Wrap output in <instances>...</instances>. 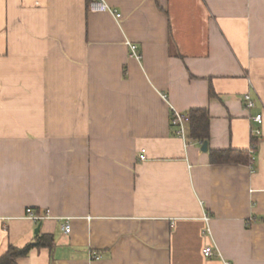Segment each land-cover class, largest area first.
I'll return each mask as SVG.
<instances>
[{"label":"crops","instance_id":"0c3cea01","mask_svg":"<svg viewBox=\"0 0 264 264\" xmlns=\"http://www.w3.org/2000/svg\"><path fill=\"white\" fill-rule=\"evenodd\" d=\"M105 1L120 19L0 0V255L50 235L15 264H264V0ZM172 108L208 109L206 151ZM256 113L253 171L212 163L248 152Z\"/></svg>","mask_w":264,"mask_h":264},{"label":"built area","instance_id":"2783aa9c","mask_svg":"<svg viewBox=\"0 0 264 264\" xmlns=\"http://www.w3.org/2000/svg\"><path fill=\"white\" fill-rule=\"evenodd\" d=\"M88 9L93 12H107L112 14L116 19L121 18V13L117 11L114 7L110 6L105 0H88ZM127 46L129 47V51L132 57H135L136 59H140L141 55L138 52L137 45L132 43L131 41H126ZM242 102L244 106L247 109H252L255 106V101L252 98L250 93H246L242 97ZM253 121L257 124V127H255L252 130V136L255 141L252 142L248 152L250 155V168L253 171L252 163L254 161V154L257 150V139L261 134L260 125L263 121V115L261 113H256L252 117ZM190 122V116L187 112H181L177 111L175 109H171V118H170V124L171 127L174 129L173 133L180 137L183 140H186L187 134H188V125ZM140 159L144 160L146 159L145 150L141 149V155ZM25 216L28 219H31L32 221H41L45 218H49V212L48 210L45 211L43 214L36 213L33 209L27 208L25 211ZM59 220H62V231L65 235L70 234L71 232V218L69 217H57ZM203 220L205 223V231L210 232L209 227V217L207 214L203 215ZM203 255L205 257H213L216 255V251L213 250V248L209 245L205 246L202 250ZM95 259H98V256H94ZM224 264H229V262L224 261Z\"/></svg>","mask_w":264,"mask_h":264},{"label":"trees","instance_id":"16d2710c","mask_svg":"<svg viewBox=\"0 0 264 264\" xmlns=\"http://www.w3.org/2000/svg\"><path fill=\"white\" fill-rule=\"evenodd\" d=\"M88 6V0H87ZM212 94V93H211ZM190 122L188 125L187 138H192L200 143L209 140L210 136V114L206 108H191L189 110ZM210 161L212 163H243L248 164L250 155L245 151H235L232 149L210 150ZM53 246V238L50 235H41L37 237L35 243H28L18 248L9 246L7 250L0 255V264H15L20 257L26 256L33 247Z\"/></svg>","mask_w":264,"mask_h":264},{"label":"water","instance_id":"95a60500","mask_svg":"<svg viewBox=\"0 0 264 264\" xmlns=\"http://www.w3.org/2000/svg\"><path fill=\"white\" fill-rule=\"evenodd\" d=\"M201 149H202L203 151H206V150H207V141H204V142L202 143ZM37 230H38V227H37V229H36V232H37Z\"/></svg>","mask_w":264,"mask_h":264}]
</instances>
